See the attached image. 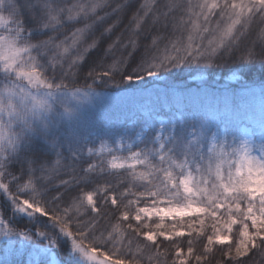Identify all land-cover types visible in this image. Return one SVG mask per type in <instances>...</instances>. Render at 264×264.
Instances as JSON below:
<instances>
[{"label":"snow or ice","instance_id":"6c2138e0","mask_svg":"<svg viewBox=\"0 0 264 264\" xmlns=\"http://www.w3.org/2000/svg\"><path fill=\"white\" fill-rule=\"evenodd\" d=\"M110 91L150 104L90 116ZM0 241L12 264H264V0H0Z\"/></svg>","mask_w":264,"mask_h":264},{"label":"trees","instance_id":"16d2710c","mask_svg":"<svg viewBox=\"0 0 264 264\" xmlns=\"http://www.w3.org/2000/svg\"><path fill=\"white\" fill-rule=\"evenodd\" d=\"M177 80L181 82V87L187 86L184 82L189 81L187 73L182 74L177 77ZM224 79L220 78L218 80L215 77H209L207 82L201 81L200 87L206 90L211 91L212 89L217 90V95H219L227 86L228 82H223ZM251 86L258 89L260 86L259 75H254L253 82ZM139 88L148 87L149 89L153 88V82L149 81L148 84L141 83L138 85ZM161 88L163 85L160 86ZM118 91V90H117ZM193 91L196 89L193 87ZM152 100H155V96L152 97ZM251 104L247 115L253 120H258L259 118V94L253 97H249L248 101ZM70 103H75L70 101ZM150 104V100L147 97H141L138 95L132 94H117L116 92L110 91L107 97L99 98L95 101V106L90 107L89 115L95 119H100L104 121L109 120H134L138 118L142 111L145 110ZM35 255V254H32ZM30 259V254L28 251L23 253L19 251H5L3 241H0V260H7L8 264H12L13 261H27ZM43 259V258H41Z\"/></svg>","mask_w":264,"mask_h":264},{"label":"rangeland","instance_id":"374dc122","mask_svg":"<svg viewBox=\"0 0 264 264\" xmlns=\"http://www.w3.org/2000/svg\"><path fill=\"white\" fill-rule=\"evenodd\" d=\"M218 80H220V79H218ZM224 81H225V82H227L225 79H224ZM224 81H223V82H224ZM73 102H74V101H73ZM209 115H212V113H211V112H209Z\"/></svg>","mask_w":264,"mask_h":264}]
</instances>
